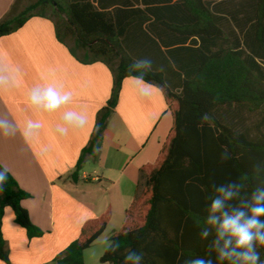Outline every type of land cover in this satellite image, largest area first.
I'll list each match as a JSON object with an SVG mask.
<instances>
[{"label": "crops", "instance_id": "1", "mask_svg": "<svg viewBox=\"0 0 264 264\" xmlns=\"http://www.w3.org/2000/svg\"><path fill=\"white\" fill-rule=\"evenodd\" d=\"M17 1L0 0V22ZM70 1L90 3L111 14L122 33V52L134 61L151 59V70L163 76L165 87L125 79L101 148L96 156L84 154L99 114L111 98V65L103 60L87 61L83 50L84 57L79 56L75 43L73 47L58 38L50 19L34 17L0 39V118L16 129L13 137L0 136V166L29 194L22 206L31 222L45 232L43 237L29 240L16 224L13 210L7 208L2 230L10 264H56L86 222L107 211H111V220L94 245L111 225L115 229L105 243L121 230L125 213L144 184L141 169L157 162L174 127L175 106L169 104L165 90L178 93L182 89L200 52L239 53L264 68V33L260 35L256 28L259 0H201L220 32L218 37L186 33L184 28L195 22L183 0ZM41 83H55L73 93L71 107L87 116L83 129L61 135L57 131L59 114L48 115L31 107L30 89ZM248 113L243 107L221 112L234 115L226 122L231 127H237L239 118L247 124ZM29 120L39 121L41 127L26 141L23 129ZM259 124L249 127L256 130ZM81 159L79 181L74 182L71 176ZM106 245L104 249L109 247ZM90 249L84 253L86 264ZM0 264L6 263L0 260Z\"/></svg>", "mask_w": 264, "mask_h": 264}, {"label": "trees", "instance_id": "2", "mask_svg": "<svg viewBox=\"0 0 264 264\" xmlns=\"http://www.w3.org/2000/svg\"><path fill=\"white\" fill-rule=\"evenodd\" d=\"M183 2L195 22L184 28L186 33L200 37L220 35L201 0ZM15 9L0 22V39L17 32L34 17L50 19L55 22L58 38L62 39L63 29L68 37L74 38L76 48L85 52L87 61L103 60L112 67L111 98L99 114L84 154L96 156L101 148L103 133L118 105L125 79L143 75L145 83L164 89L160 73L132 67L135 61L122 52V33L111 14L96 10L90 3L70 0H37L17 15ZM256 28L260 35L264 33V0H259ZM165 93L169 104L175 106L173 130L157 162L141 169L144 184L139 186V195L125 213L123 227L109 241H119L120 251L113 254L108 247L101 264H123L126 249L142 253L143 264H188L203 257L207 254V242L199 238V233L213 186L236 181L251 189L264 183L263 67L239 53L200 52L195 70L184 80L182 89L178 93L166 90ZM237 107L260 115L256 130L240 118L237 127L226 124L234 115L223 116L221 112ZM225 153L228 158L223 160ZM81 166L82 159L71 176L72 181H79ZM29 197L8 173L0 195V260L6 264H10V258L2 228L7 208L13 210L16 224L26 231L29 240L45 235L22 206V201ZM110 220L111 211H107L86 222L79 237L56 259V264H86L85 251L103 235Z\"/></svg>", "mask_w": 264, "mask_h": 264}, {"label": "clouds", "instance_id": "3", "mask_svg": "<svg viewBox=\"0 0 264 264\" xmlns=\"http://www.w3.org/2000/svg\"><path fill=\"white\" fill-rule=\"evenodd\" d=\"M149 58L137 59L133 68L147 72L152 69ZM143 82V75L135 77ZM29 103L33 109L48 115H60L58 133L83 129L87 116L74 110L73 93L65 91L55 83L36 84L30 89ZM41 127L39 121L29 120L23 129L26 141ZM16 129L0 118V136L13 137ZM228 158L227 153L222 156ZM8 180V169L0 167V195ZM199 238L207 242V254L192 259L188 264H264V183L249 189L244 182L229 181L213 186L209 196L207 215L203 221ZM110 251L116 254L121 249L119 241L109 242ZM142 253L126 249L123 264H143Z\"/></svg>", "mask_w": 264, "mask_h": 264}, {"label": "rangeland", "instance_id": "4", "mask_svg": "<svg viewBox=\"0 0 264 264\" xmlns=\"http://www.w3.org/2000/svg\"><path fill=\"white\" fill-rule=\"evenodd\" d=\"M35 2H37V0H19L18 3H17L16 9L14 11V15L19 14L24 9H26V7H28L29 5H31V4H33ZM48 15L52 17L51 13H48ZM54 19H55V21L56 20L58 21V19H56V18H54ZM60 36L62 38H64L65 40H67L70 43V45L74 47V38L68 37L63 29L60 30ZM77 53L79 54V56L84 57V53L82 52V50L78 51ZM247 117H248L247 118V124L249 126L253 125L254 123H258L261 120V117H260L259 114L248 113ZM114 229L115 228H114V224H113V225H111V227H109L107 229L106 236H104L97 244H95L87 252V254H86L87 264H101V262H100L101 257L103 256V254L106 251V249H104L105 248V244H107L106 246H109V243H105V239H106L107 236H109V234Z\"/></svg>", "mask_w": 264, "mask_h": 264}]
</instances>
